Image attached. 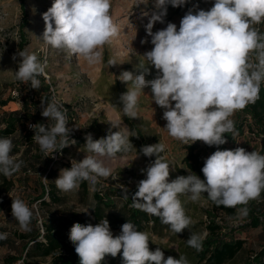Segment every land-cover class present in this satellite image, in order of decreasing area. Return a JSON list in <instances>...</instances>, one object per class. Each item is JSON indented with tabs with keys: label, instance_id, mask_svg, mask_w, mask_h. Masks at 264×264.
I'll return each instance as SVG.
<instances>
[{
	"label": "clouds",
	"instance_id": "obj_1",
	"mask_svg": "<svg viewBox=\"0 0 264 264\" xmlns=\"http://www.w3.org/2000/svg\"><path fill=\"white\" fill-rule=\"evenodd\" d=\"M187 2L155 0V11L145 26L153 47L143 54L146 63L136 66L138 74L125 70L118 76L127 85L119 102L126 116L138 118L139 97L150 87L152 101L163 109L162 118L167 122L164 129L170 137L185 145L202 141L208 146H220L227 142L225 133L234 131L230 117L258 99L264 82V32L256 27L264 23V0H214L209 10L198 6H194L195 11L189 9L179 29L169 22L165 28L152 31L156 22H164L168 5L182 7ZM110 10L111 0H54L42 14L45 28L40 38L45 45L96 64L101 60L100 49L118 35ZM17 56L20 60L18 70L14 71L15 79L30 81V87L38 89L37 77L46 75V62L41 63L35 53L26 49L17 52L13 59ZM109 64L117 63L110 60ZM147 65L157 70L151 80L146 79L150 74ZM41 108V115L52 123L29 127L35 133L32 140L47 157L57 152L58 146L59 151L69 146L72 129L68 127L66 109L55 98L46 106L42 103ZM112 127L118 131L109 129L106 137L94 140L90 133L85 136L86 157L79 162L71 159V167L60 170L55 180L58 189L68 192L81 181L95 186L101 178L118 179L100 158H115L118 153L130 150L134 147L130 137L137 136L118 124L113 123ZM13 147L12 137L0 138V173L6 177L19 172L23 164L12 154ZM165 151L160 142L141 147L145 157L154 156L155 160L141 170L146 172V179L138 182L132 206L159 217L175 234L190 230L195 223L186 215L182 195L192 202L206 196L216 206L243 205L238 214L246 217L248 203L264 192V155L255 150L218 149L204 161L203 180L189 172L171 181L170 172L175 170L162 155ZM121 188L127 194L128 188L122 184ZM34 209L35 204L29 207L23 199L12 198L11 214L22 231L31 230ZM205 235L191 232L186 243L200 251ZM6 238L7 233H0V240ZM69 240L80 264H101L106 256L118 254H122L123 264H190L184 255L179 259L165 258L159 247L150 250L149 234L138 231L129 221L115 237L106 218L94 226L74 223Z\"/></svg>",
	"mask_w": 264,
	"mask_h": 264
},
{
	"label": "rangeland",
	"instance_id": "obj_2",
	"mask_svg": "<svg viewBox=\"0 0 264 264\" xmlns=\"http://www.w3.org/2000/svg\"><path fill=\"white\" fill-rule=\"evenodd\" d=\"M53 2L54 0H0V100L16 96L15 100H10L6 105H0V128L5 126V112L22 108L24 101L33 104L34 109L36 107L42 109L41 104L45 106L47 104L40 97L42 92L40 87L32 89L30 81L23 83L14 77L20 58L17 56L14 60L13 56L25 49L35 53L41 63L46 62V75L43 76L50 84L54 98L63 107L69 105L73 112L71 121L69 116H66L68 127L72 129L69 135V146L60 151L58 146V151L52 155L47 154V157L38 144L27 141L25 133L26 128H29L28 123L26 126L19 123L15 133L10 135L14 144L12 154L23 161V164L19 172L8 177L11 179L12 187L6 189V183L0 177V196L9 201L0 209V233H7V238L0 244V264H9L6 260L9 255L20 257L15 264H22V257L27 256L25 244L38 230L41 233L38 238L44 240L46 236L43 233L47 231L46 223L54 228L66 229L65 224L73 215L86 218L87 224L93 226L106 218L113 236L119 235L121 226L128 221L131 222L132 191L138 190V182L146 179V172L141 170L146 169L149 163L155 160L154 156L145 157L137 149L134 137H130L134 146L130 150L118 153L111 159L101 157L106 166L114 170L113 175L118 179L101 178L97 188L110 197L111 202L103 205L100 214L95 211L97 205L94 191L97 189L88 181L85 186L79 182L76 189L68 192L57 188L55 180L60 170L70 168L71 159L79 162L87 155L84 145L72 141L75 140L74 135L89 132L96 138L106 137L109 129L113 132L118 131L117 128L112 127L113 123L133 132L123 118L124 113L119 102L120 95L127 91V85L119 81L118 76L125 70L138 74L136 66L146 63L143 54L150 51L153 45L145 26L151 13L155 11V0H111L110 12L118 27V35L112 39L111 43L100 49L101 60L96 64H89L82 57L44 44L40 38L45 28L42 14L52 6ZM213 4L214 0H188L182 7L168 5L164 22H156L152 31L156 32L165 28L169 22L175 23L179 29L180 21L189 9L195 11L194 6H198V9L209 10ZM142 40L147 42L142 44ZM110 60L116 61L117 64L110 65ZM147 67L150 74L146 76V79L151 80L155 78L157 70L151 65ZM13 91L17 94L14 95ZM143 91L138 101V118L134 120L147 138L146 145L159 142L165 145L166 151L162 155L175 170L170 172L169 181L179 175L186 176L189 172L196 174L186 164L188 145L169 136L164 129L167 122L162 118L163 109L152 101L150 87ZM31 94L34 95V101ZM237 114L238 111L230 118L233 121L236 120ZM248 117L249 122H253L249 115ZM42 119L44 122L41 124L52 123L48 118ZM244 128L242 133L234 132L235 140L227 141L228 147L233 150L243 147L246 151L255 150L264 155L259 135L255 134L252 128L250 129L249 123H245ZM209 147L202 141H198L194 151L199 157L206 159L211 153ZM49 167L57 168L58 171L51 178L46 176ZM47 184L55 186L58 200H51L48 194L44 196L46 203L38 198L43 186L47 187ZM121 184L128 188L127 194L122 190ZM11 197L23 199L29 207L36 205L30 231H22L13 218ZM180 199L186 215L195 222L190 230L185 229L182 233L175 234L170 230L169 225L161 222L160 218H151L149 222H143L141 229L136 228L138 231L149 234V248L152 251L159 247L164 252L165 258L172 256L179 259L180 255H184L190 264H209L205 260H199L194 249L187 245L186 240L191 232L206 234L205 238L212 239L213 243L241 237L245 239L243 248L233 258L221 263L240 264L245 261L250 262L249 258L264 245V222L256 227L246 226L244 223L249 222L248 215L240 217L238 214V208L242 206L237 208L235 216H231L223 210L216 209L213 202L207 200L206 196L199 202L190 201L187 195L180 196ZM260 199L264 201V192L256 200L260 201ZM33 218L37 220L34 221ZM211 221L222 226L219 234L211 235L207 226ZM19 233H26L28 237L23 239ZM51 259L52 255H43L38 250H33L31 255L27 256L29 262L37 264H49ZM102 264H123V260L120 257H111L106 258Z\"/></svg>",
	"mask_w": 264,
	"mask_h": 264
},
{
	"label": "trees",
	"instance_id": "obj_3",
	"mask_svg": "<svg viewBox=\"0 0 264 264\" xmlns=\"http://www.w3.org/2000/svg\"><path fill=\"white\" fill-rule=\"evenodd\" d=\"M38 79L40 80V89L42 91L40 97L47 103L51 102V100L54 98V95L50 88V84L45 81V77L43 75L38 76ZM31 96V98L33 99L34 95L31 94ZM10 100H15V97L1 99L0 105H6ZM23 104L24 105L20 109H12L5 112V126L0 128V138L7 137L15 133L19 123H22L23 126H26V124H29L30 122H34L35 124H41L44 122L42 119L43 116L41 115L42 109L38 107L34 109L33 104H30L28 101H24ZM68 106L69 105H65L64 107H66V116H69V121H71L73 112ZM248 115L250 116V118H252L253 122H249ZM123 118L129 124L130 129L136 134L137 137H134V141L137 149L140 151L141 147L146 145V143L148 142L147 138L144 136L141 129L137 126V123L134 119L129 118L125 114H123ZM245 123H249L250 129L252 128L253 131H257L258 133L261 132L264 135V82L261 83L258 99H256L254 103H249L244 109L238 110L237 118L236 120H234V131L230 133H225L226 140L234 141V132L237 131L238 133H242L245 129ZM25 134V137H27V141L33 142L32 137L35 134L34 130L32 128H26ZM87 134H89V132L74 135L76 143H78L79 145H85V136ZM100 138L103 137L96 138L93 136L94 140ZM197 144L198 141L191 145H188L189 151L185 156V160L187 166L191 170H193L197 174V176H199L200 179L203 180L204 176L201 169L203 168L204 161L206 159L199 157L197 152L194 151ZM262 145L263 146L261 150L262 152H264V139ZM209 149L211 152L210 155L218 149L233 150L228 147L227 142L224 145L220 146H210ZM56 172H58L57 168L49 167L46 171L47 178H51L56 174ZM0 177H2L3 181L6 183V189L12 187L10 186L12 184L11 179L4 176L2 173H0ZM81 183H83V186H85L87 184V181H81ZM98 186L99 183L95 185L97 190L94 191V196L97 205L95 211L100 214L103 205L109 204L111 202V198L104 195V193H102L100 189L97 188ZM47 187L43 186V190L41 191V194L38 198H41L42 201L46 203L44 196L48 194L51 200H58V195L55 186L47 184ZM136 191L137 190L132 191V196ZM6 203H9L8 199L3 196H0V209ZM214 206L216 209L223 210L225 213L231 216L236 215L238 207H243V205H238L235 208H229L224 206H216L215 204ZM246 207L249 210V222L244 223L246 226L250 225L256 227L264 222L263 199H260V201L252 200L249 203V206ZM151 218L158 219L159 217L149 215L146 212L141 211L140 209H137L135 207H133V211L130 214V221L135 225L137 229H141L143 226V222H149ZM33 220L36 221L37 219L33 218ZM74 223H81L87 225V219L77 215H73L71 219H68V222H66L64 227L66 229L54 228L52 225L46 223L45 227L47 231L43 233V235L46 236V239L41 240L38 238L41 234L38 230L33 235V237H31L25 244V250L27 252L26 255L29 256L31 255L33 250H38L43 255H52V259L49 264H80L79 257L75 252V247L69 240L70 229ZM207 226L210 230L211 235L219 234V231L222 228V226L216 223L215 221H211ZM19 236H21L23 239L28 237L26 233H19ZM2 243L3 241L0 240V244ZM244 243L245 239L241 237L235 239L231 238L229 240H221L218 243H213L212 239L205 238L203 240L202 249L200 251H197L194 248L193 249L196 252V257H198L199 260H205V262L209 264H221L226 260H230L231 258H233L237 254V252L243 248ZM27 256H25L24 258L22 257V264H37L29 262L27 260ZM111 257L112 256L108 255L105 257V259ZM116 257H120L123 260L122 254H118ZM18 258L20 257H17L15 255H9L6 257V260L7 262H9V264H15V261ZM105 259L101 262V264L104 263ZM249 260L250 262L245 261L240 264H264V245L261 249L255 251L253 256L249 258Z\"/></svg>",
	"mask_w": 264,
	"mask_h": 264
},
{
	"label": "built area",
	"instance_id": "obj_4",
	"mask_svg": "<svg viewBox=\"0 0 264 264\" xmlns=\"http://www.w3.org/2000/svg\"><path fill=\"white\" fill-rule=\"evenodd\" d=\"M256 27H258L259 28V30L261 31V32H264V23H262V24H260V25H257ZM14 92V95H16L17 94V92L16 91H13ZM13 97H16V96H13ZM30 125H35V123L34 122H30L29 124H28V127L30 126ZM29 128H31V127H29ZM255 134H257V135H259V138L262 140L261 141V145H262V143H263V139H264V135H263V133H258L257 131H253ZM263 146V145H262ZM262 146H261V148H262Z\"/></svg>",
	"mask_w": 264,
	"mask_h": 264
}]
</instances>
